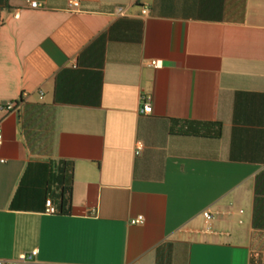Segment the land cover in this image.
Instances as JSON below:
<instances>
[{"label":"crops","instance_id":"0c3cea01","mask_svg":"<svg viewBox=\"0 0 264 264\" xmlns=\"http://www.w3.org/2000/svg\"><path fill=\"white\" fill-rule=\"evenodd\" d=\"M0 126V260L264 264V0H0Z\"/></svg>","mask_w":264,"mask_h":264},{"label":"built area","instance_id":"2783aa9c","mask_svg":"<svg viewBox=\"0 0 264 264\" xmlns=\"http://www.w3.org/2000/svg\"><path fill=\"white\" fill-rule=\"evenodd\" d=\"M30 7L32 9H39L41 7V5L37 2H31L30 3ZM70 7L73 8V9H77L79 7V4L77 2H74V1H71L70 2ZM122 12V9L119 10V13ZM147 11H144V13L146 14ZM16 18H19L20 17V14L17 13L15 15ZM150 65L154 68H160V65L158 62H155V61H152L150 63ZM142 101L144 102V105H143V110H142V113L145 114V115H148L151 113L152 111V106L146 102V99L143 98ZM21 101L19 103H16V102H8L6 103V105L3 106L2 110L6 111L7 113H12V112H18L19 111V106L21 105ZM3 143H4V134H3V129L2 127L0 126V150L3 146ZM142 149V145L141 144H138L137 146V154H138V151H140ZM2 163H4V161H2ZM46 206H47V210H46V213L49 214V215H56L58 214V211L56 209V207L54 206L53 204V201L51 199H48L47 203H46ZM203 217L204 219L206 220V223H210L213 218H212V215L210 212H205L203 214ZM143 218H138L137 220H134L132 221V225H137V224H143ZM37 251L31 253V254H28V255H22L19 257V259L17 260H14V261H2L0 260V264H25V263H30V262H33L35 257L37 256Z\"/></svg>","mask_w":264,"mask_h":264},{"label":"trees","instance_id":"16d2710c","mask_svg":"<svg viewBox=\"0 0 264 264\" xmlns=\"http://www.w3.org/2000/svg\"><path fill=\"white\" fill-rule=\"evenodd\" d=\"M60 172H59V178L61 180V182H65L66 180V176H67V172L69 171L68 169V163L63 162L62 165L59 168ZM50 197V195H49ZM72 189H64L63 192L60 195V206L56 207L58 214H65V206L68 205L69 203H71L72 201Z\"/></svg>","mask_w":264,"mask_h":264}]
</instances>
